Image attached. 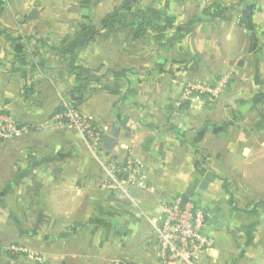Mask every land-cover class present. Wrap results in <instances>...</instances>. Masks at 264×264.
Wrapping results in <instances>:
<instances>
[{
    "label": "crops",
    "instance_id": "crops-1",
    "mask_svg": "<svg viewBox=\"0 0 264 264\" xmlns=\"http://www.w3.org/2000/svg\"><path fill=\"white\" fill-rule=\"evenodd\" d=\"M81 1L0 0V111L29 126L0 140V242L31 251L3 250L0 264H161L150 217L192 187L215 239L195 264H264V202L251 211L239 196L236 206L225 187L228 169L255 155L264 188V147L232 143V118L254 113L256 125L264 123V77L254 85L228 84L217 104L185 85L198 68L208 71L209 61L218 60L228 78L232 71H264V0H165L158 20L164 32L149 27L140 35L147 39L137 53L142 69L85 65L89 75L79 68L83 45L102 40L99 33L84 37L83 29L119 25L121 8L132 3ZM34 9L37 17L30 18ZM151 34L164 44L157 53ZM112 35L109 41L124 38ZM131 38L135 43L137 36ZM67 104L107 127L99 149L77 129L53 122ZM221 115L227 119L217 120ZM255 132L264 145V130ZM106 136L116 142L108 145ZM131 158L140 162L137 184L110 190V166Z\"/></svg>",
    "mask_w": 264,
    "mask_h": 264
},
{
    "label": "rangeland",
    "instance_id": "rangeland-1",
    "mask_svg": "<svg viewBox=\"0 0 264 264\" xmlns=\"http://www.w3.org/2000/svg\"><path fill=\"white\" fill-rule=\"evenodd\" d=\"M72 3L76 4H82L81 0H70ZM88 2H92V0H87ZM118 3H132L130 5V10H127V8H121L122 10L119 12L122 13L123 17L121 18V23L115 24L113 28H97L92 29L91 31L85 32L83 29V36L84 37H90L91 35H95L96 33H99L101 38L99 43H94L92 41L91 43H88L83 48V68H86L88 70V66L96 69L98 68V71H122L132 68H143L144 63L142 61L138 60V57L141 55H138L137 53L142 52L143 46L147 44V39H140V35L145 30H148V28H154V30H157L158 32H164V29L158 28L159 25V10L161 9L160 6L163 5L165 0H116ZM66 2V0H65ZM106 3H111L112 0H104ZM115 2V1H114ZM174 2V0H173ZM113 19V16L108 18L105 17V21L109 23ZM120 20V16L118 18V21ZM129 20V21H127ZM127 21V22H126ZM169 30V29H168ZM174 29H171L168 34H171L172 37H176L171 31ZM114 31V32H113ZM112 32V33H111ZM122 32L124 34V38L120 37V40L118 41L116 38V43L113 44L114 39L112 41H109L111 36L116 37V35H112L115 33ZM86 35V36H85ZM137 40L135 43L132 42L131 37H136ZM139 36V37H138ZM151 36L156 37L153 38V52H156L157 50H160V47H163L164 44H161L158 40L159 37L151 34ZM129 37V38H128ZM90 39L89 41H91ZM86 41V40H85ZM126 47H124V46ZM168 45V44H166ZM119 49V52L116 49ZM124 48L126 50H124ZM169 48V46H168ZM115 49V50H114ZM170 51L172 53H175V44H171ZM163 50V49H162ZM118 54H117V52ZM135 51V53H134ZM98 52V53H97ZM157 53V52H156ZM96 55L99 57V62H97ZM159 60L153 61L158 63ZM102 62L104 65V68H101V66L96 67L97 65L101 64ZM175 60L168 59V65L169 67H172L175 71ZM211 63L210 69L208 71H204L202 68H198L199 74L194 77V81L189 79L185 80V85H196L202 86L206 83H214L219 84L221 82L222 78L226 77L227 71H221L217 70L219 68V61H209ZM205 68V65L203 66ZM135 70V69H134ZM171 71V70H169ZM91 71H84V73L90 74ZM264 71H232L233 75L229 76L228 84L237 83L239 80H246V82H249L250 85H254L255 82L258 80V76L260 78H263ZM228 77V76H227ZM258 77V78H257ZM227 84V85H228ZM226 85V86H227ZM189 89V87H188ZM224 94V90L216 96L214 99V103L217 104V101L221 100ZM219 110V114H220ZM237 113V112H235ZM255 114L250 113L248 115V119H240L232 118L235 122L232 124L233 126V138L232 143L238 148H244L246 146L257 149L262 148L264 145H262V141L257 139V134L255 132L256 128L260 131L264 130V123H258L256 125V119ZM219 118H225L223 115L218 116L217 120ZM229 118V117H228ZM227 119V117L225 118ZM243 137V139L240 140V137ZM247 157V156H246ZM255 155L248 156L247 158L242 159L241 163H238V168H229L226 172V178L225 182L227 186L225 185L226 189L229 191V194L231 195L232 199H236V201H233V203L236 206H240L241 202L240 199H237L239 196H242L244 198L243 204L249 203V206H247L249 209L252 208L257 201H260V204L264 202V188L261 187L260 182L258 181L259 175L257 170L260 168V164H256ZM221 178V177H220ZM224 180V179H223ZM259 182V183H258ZM240 204V205H239ZM13 245H17L14 243ZM31 254V251L29 252ZM8 255H15L12 252H8ZM4 259V257H3ZM4 261V260H3Z\"/></svg>",
    "mask_w": 264,
    "mask_h": 264
},
{
    "label": "built area",
    "instance_id": "built-area-1",
    "mask_svg": "<svg viewBox=\"0 0 264 264\" xmlns=\"http://www.w3.org/2000/svg\"><path fill=\"white\" fill-rule=\"evenodd\" d=\"M228 77L222 78L219 84L189 85L186 91L192 93H210L218 96L228 84ZM55 124L64 128L80 131L89 144L99 149L104 141L107 127L97 123L81 109L65 105L62 111H55L52 117ZM29 130L28 125L20 124L17 119L0 111V140H11ZM140 162L131 158L124 164H113L109 168L107 187L114 191H127L138 182ZM128 173L127 185L123 186V175ZM151 234L156 240L161 264H195L196 258L212 250L215 239L207 231V217L204 209L192 198L185 200L177 197L173 201L162 203L158 211L150 217ZM8 250L16 255H27L29 250L23 246H3L0 242V254Z\"/></svg>",
    "mask_w": 264,
    "mask_h": 264
},
{
    "label": "water",
    "instance_id": "water-1",
    "mask_svg": "<svg viewBox=\"0 0 264 264\" xmlns=\"http://www.w3.org/2000/svg\"><path fill=\"white\" fill-rule=\"evenodd\" d=\"M30 18H36L37 17V11L34 9L31 11V13L29 14ZM117 130L115 131V134H117ZM105 141L107 142L108 145L112 146L115 142L116 139L113 136H106L105 137ZM210 178H212V174L209 175ZM208 179L203 180V182L200 185V189L197 190L198 193H201L204 189L207 188L208 186ZM196 189H194L193 187L188 189L187 192L184 194V199L188 200V198L190 196H192L195 193Z\"/></svg>",
    "mask_w": 264,
    "mask_h": 264
},
{
    "label": "trees",
    "instance_id": "trees-1",
    "mask_svg": "<svg viewBox=\"0 0 264 264\" xmlns=\"http://www.w3.org/2000/svg\"><path fill=\"white\" fill-rule=\"evenodd\" d=\"M75 59H76V54H75V53H72V67H73V68H76V66L74 65V63H75ZM79 68H80V70H82L83 72H84V71H87L86 68H83V67H79ZM76 107H77V106H76ZM64 109H65V107H59L56 111H62V110H64ZM259 204H260V202L256 203L251 211H253V210H254Z\"/></svg>",
    "mask_w": 264,
    "mask_h": 264
}]
</instances>
